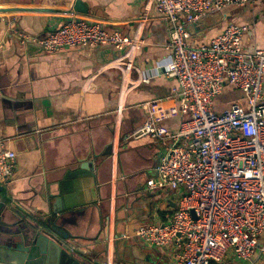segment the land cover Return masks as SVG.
Here are the masks:
<instances>
[{
    "label": "crops",
    "instance_id": "0c3cea01",
    "mask_svg": "<svg viewBox=\"0 0 264 264\" xmlns=\"http://www.w3.org/2000/svg\"><path fill=\"white\" fill-rule=\"evenodd\" d=\"M75 1L0 0V150L16 154L13 176L1 186L0 197L22 212L40 211L47 201L51 209L49 194L61 191L66 171L78 161L104 154L111 144L109 156L94 160L96 182L81 190L78 183H69L63 192V202L70 204L75 220L74 229H66L83 238L72 243L74 249L82 250L91 264H116L115 241L135 240L150 249L152 264H176L175 249L155 248L134 238L140 226L171 222L178 198L168 188L146 189L165 148L148 137H132L145 119L140 106L167 100L176 81L155 77L149 84L121 90V72L110 64L121 54L111 47L48 53L34 44L21 46L13 32L40 38L72 16L129 37L138 32L143 44L135 51L130 72L136 80L139 73L168 58L169 26L148 0H81L87 3V14L73 11ZM203 21L191 35V45L206 43L235 25L249 27L243 49L264 48V3L228 6ZM223 98L225 105L216 110ZM242 101L240 91L225 85L214 99L213 111L221 114ZM119 105L123 107L117 118ZM185 117L169 120L165 126L176 132ZM126 203L129 208L124 209ZM212 264H264V260L255 253L241 261L228 252Z\"/></svg>",
    "mask_w": 264,
    "mask_h": 264
},
{
    "label": "built area",
    "instance_id": "2783aa9c",
    "mask_svg": "<svg viewBox=\"0 0 264 264\" xmlns=\"http://www.w3.org/2000/svg\"><path fill=\"white\" fill-rule=\"evenodd\" d=\"M260 3L264 0H148L169 26V56L136 80L130 72L135 51L143 44L138 32L129 37L74 16L40 38L12 28L21 46L34 44L48 53L74 47L124 51L110 63L121 72V90L149 84L155 77L176 81L167 100L140 106L145 119L132 135L165 148L146 189L168 188L178 198L171 222L140 226L134 238L175 249L176 264L217 263L228 252L241 261L255 253L264 260V48L243 49L249 27L228 25L197 46L189 43L187 31L188 25L228 6ZM225 85L240 91L243 101L215 114L214 99ZM182 115L187 117L178 131L165 126ZM15 167L16 154L2 147L0 186L11 179Z\"/></svg>",
    "mask_w": 264,
    "mask_h": 264
},
{
    "label": "water",
    "instance_id": "95a60500",
    "mask_svg": "<svg viewBox=\"0 0 264 264\" xmlns=\"http://www.w3.org/2000/svg\"><path fill=\"white\" fill-rule=\"evenodd\" d=\"M84 5L87 7V3L75 1L73 11L87 14L88 9ZM201 23H204L203 19L187 26L190 35L198 31ZM122 53L124 51L116 52L118 55ZM111 152L112 145L109 144L104 154L92 155L91 161H78L79 165L68 169L61 191L49 194V199L53 200L51 209L47 201L40 211L31 208L32 211L22 212L8 206L7 201L0 197V264H91L86 254L82 250L74 249L72 245L74 241L83 238L66 229H74L75 220L72 218L74 212L70 204L63 202V192L73 183H78L81 190L96 182L97 166L94 160L107 157ZM2 190L0 186V192ZM128 205L126 203L123 208H129ZM114 246L116 264H141L142 260L150 264L153 262L151 254L148 253L150 249L142 247L135 240L119 238Z\"/></svg>",
    "mask_w": 264,
    "mask_h": 264
},
{
    "label": "rangeland",
    "instance_id": "374dc122",
    "mask_svg": "<svg viewBox=\"0 0 264 264\" xmlns=\"http://www.w3.org/2000/svg\"><path fill=\"white\" fill-rule=\"evenodd\" d=\"M226 101V99H219L218 101H217V105H215V109L217 110V109H219L220 108V106L221 107H223V105H225L224 104V102ZM164 249H169L168 247L167 248H164Z\"/></svg>",
    "mask_w": 264,
    "mask_h": 264
}]
</instances>
